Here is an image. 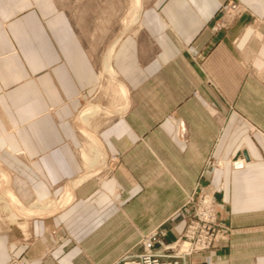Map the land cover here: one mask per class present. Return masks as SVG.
<instances>
[{"label":"crops","instance_id":"1","mask_svg":"<svg viewBox=\"0 0 264 264\" xmlns=\"http://www.w3.org/2000/svg\"><path fill=\"white\" fill-rule=\"evenodd\" d=\"M222 1L141 0L111 57L126 106L96 130L106 169L91 173L74 118L97 93L101 64L55 0H0L6 192L21 214L70 194L25 220L28 241L1 231L0 264H114L154 228L172 242L197 183L217 189L228 234L191 261L264 264V22L244 14L213 33ZM239 1L264 19V0ZM215 161L223 167L210 170Z\"/></svg>","mask_w":264,"mask_h":264},{"label":"rangeland","instance_id":"2","mask_svg":"<svg viewBox=\"0 0 264 264\" xmlns=\"http://www.w3.org/2000/svg\"><path fill=\"white\" fill-rule=\"evenodd\" d=\"M230 1L239 4L241 10L238 15L233 16V18H230L225 21V23H228L225 25L224 28L221 29L229 28L236 19L243 16L244 14H248L250 16V22L248 24L257 25L262 23V21L264 22V19L256 17L253 13H251L249 8L241 1L224 0L218 6L216 17L213 20V23L210 25V30L213 33L217 32L213 30V26L216 24L217 20L222 14L220 10L221 7H224ZM55 2L58 8L67 14L71 25L73 26L74 30L79 34L81 39L85 42L87 49L91 52V55L95 58L97 62L101 64V80L99 82L98 91L92 99H89L83 103L82 107L79 109L74 118L75 124L77 125V128L83 137L84 147L87 150L85 151L82 149L81 152L83 158L89 160V163L87 160V166H89L91 173H94L96 171L100 172L106 169V161L105 155L100 150V148L98 150L99 154H96L92 148L93 146H99L95 139L96 130L107 119H109L116 113L122 111L126 106L127 102V100L125 99L126 91L122 85L119 86L117 77L115 76L112 66L108 74H106L105 72L103 73L102 59L107 53V50L112 46H115L120 37L127 31H129L130 28L137 23V16L141 7V0H55ZM221 29H219L218 31H220ZM86 111H88V114H86V116L84 117L83 112ZM235 162L237 161H234L231 164L234 166ZM223 164L224 163L222 161H215L213 163L209 162V166H213V169L222 168ZM7 189H9L7 176L2 170H0V232L6 229L16 228L20 231L22 239H24L25 241H28L29 239L28 229L25 225V220L29 219L33 215H45L56 212L69 201L68 200L66 202V200L70 196V194L65 191L57 197L51 199L50 201L41 202V204H36L37 206H35L34 204V206H32L34 207L33 213L31 212L32 214L26 216L25 214H21L20 207H18L14 203V201L10 199V194L6 192ZM216 191L217 189L215 190V192ZM5 194H7V196ZM46 204H48L47 208L35 211L36 209H40L39 206H44ZM185 207L187 209L188 214L186 220L187 225L193 208L191 204L187 203ZM10 212H13L17 217L12 218ZM216 212L217 221L219 223L217 205ZM219 224L223 226L221 223ZM158 231L161 232L159 229ZM145 234L141 235L140 237V247L142 236H144ZM162 243L171 242H165L162 239V242L160 244ZM160 244H155V250L160 247ZM189 261H191L190 258ZM11 262H18V264H22L21 260L15 257L11 258ZM191 262L194 263L193 261Z\"/></svg>","mask_w":264,"mask_h":264},{"label":"built area","instance_id":"3","mask_svg":"<svg viewBox=\"0 0 264 264\" xmlns=\"http://www.w3.org/2000/svg\"><path fill=\"white\" fill-rule=\"evenodd\" d=\"M221 16L213 26L214 31L224 28L225 23L240 12V5L230 1L221 7ZM225 23V24H224ZM235 167H242L237 161ZM213 169V166L209 168ZM205 171L201 173L204 175ZM215 188L197 183L187 200L192 213L182 235L171 243H162V232L158 228L142 236L141 250L124 253L114 264H194L189 261L192 254L211 249L219 240L227 238V228L217 221L216 204L213 201ZM160 247L155 250V244Z\"/></svg>","mask_w":264,"mask_h":264},{"label":"bare ground","instance_id":"4","mask_svg":"<svg viewBox=\"0 0 264 264\" xmlns=\"http://www.w3.org/2000/svg\"><path fill=\"white\" fill-rule=\"evenodd\" d=\"M113 47L114 46H112L111 48H109L108 50H107V53L104 55V57H103V59H102V71H103V73L105 72L106 74H108L109 73V71L111 70V57H112V52H113ZM92 111V110H91ZM88 111H86V112H83V115H84V117L86 116V114H88L87 113ZM88 117V116H87ZM98 147V148H97ZM97 147H92L93 148V151L96 153V154H99V146H97ZM98 159V158H97ZM95 162H96V160H95ZM242 165H243V162L242 161H239ZM90 163H92V162H90ZM100 163V162H99ZM1 198V197H0ZM10 199H12L13 200V197L10 195ZM7 205V204H6ZM34 206V205H33ZM35 206H37V205H35ZM32 207V206H31ZM33 208L34 207H32V208H30V207H27V209L25 210V214H30L31 212L33 213ZM39 208H42V209H44L45 208V206H43V207H39ZM11 213V216L12 217H16L15 216V214L13 213V212H10Z\"/></svg>","mask_w":264,"mask_h":264}]
</instances>
